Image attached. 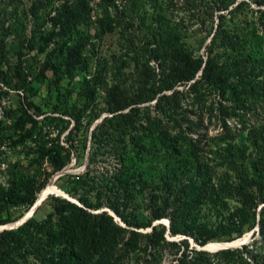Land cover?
<instances>
[{"label":"rangeland","instance_id":"obj_1","mask_svg":"<svg viewBox=\"0 0 264 264\" xmlns=\"http://www.w3.org/2000/svg\"><path fill=\"white\" fill-rule=\"evenodd\" d=\"M205 1L208 0H0V71L11 82L6 85L1 75L0 197L10 194L23 197L17 206L0 210V220L17 218L12 223L0 225V229L10 226L15 229L31 214L35 205H38L36 216L44 217L51 211L49 204L54 196L94 215L106 211L119 228L149 233L151 222H161L169 240L186 238L192 247L210 254L233 252L232 255L212 257L214 264H264V236L259 233L258 226L252 231L245 230L235 240L246 238L237 248L220 247L231 242H227L230 238L227 223L217 216V211H233L235 201L198 204L192 199L193 202L186 206L173 184L168 211L173 213L180 230L175 235L168 234V217L152 221L154 208L165 209L167 214L166 196L162 193L167 186L158 172H167V168L177 166L181 159L175 154L176 147H167V101H157L161 96H167V51L190 52L206 60L205 45L210 42L219 15L230 17L229 12L241 2L246 4L242 9L249 12L245 21L249 23L259 15L252 0H219L222 10L212 14L205 10ZM260 8L264 9V5ZM238 19L244 20L238 17L234 21ZM241 24L245 25L244 22ZM78 58L82 64H77L73 77H70L68 67ZM249 73L253 74L252 69ZM19 78L17 89L15 82ZM259 79L264 81V75ZM142 98L147 101H141ZM243 99L246 100L244 114L252 119H264V91L261 95L251 94L250 98ZM111 100L131 104L117 113L122 117L104 125L116 130V135L109 136L113 141L111 144L117 142L127 151H137L135 146L139 141L147 146L145 156L148 160L140 164L149 184L146 191L139 188L142 185L138 186L140 180L137 176L131 182L136 189L126 193L121 190V175L113 182L114 192L111 183L107 184V179L115 175L120 163L104 147H99V138H95L99 129H94L103 119L112 116L107 112V103ZM219 102L227 105L222 99ZM73 107L81 114L79 124L68 116H63L64 122L58 125L46 118L56 108L62 113ZM132 108L133 112L130 111ZM51 116L62 117V114ZM150 116L153 117L151 122L154 119L161 121L165 132L160 137L149 131ZM30 118L37 124L28 123ZM237 120L231 117L229 123L236 125ZM132 122L134 129L130 128ZM217 133L213 121L205 116L204 126L189 136L214 137ZM40 137L58 141L64 156L61 163L48 159L50 153H40ZM181 150L183 153L185 149ZM210 151L205 148L198 153L192 152L190 160L193 162L196 155H200L207 156L213 166L220 164L221 158L214 154V150L213 153ZM89 171L90 177L95 178L87 181L90 192L86 191V195L85 188L77 185L75 180ZM50 185L59 192L48 193L41 202ZM192 187L197 188L198 184ZM97 190L105 194L101 206H97L100 203ZM150 191L152 200L146 197ZM109 195L116 200H119L116 195H125L129 200L126 209L121 208V214L107 204ZM81 199H87L96 207L85 206ZM187 209L193 215L191 222H186L182 216L180 219ZM55 219H59L61 225L66 223L65 219ZM125 219L131 226L125 223ZM71 220L69 217V222ZM253 231L254 237L251 236ZM117 232L131 236L121 230ZM203 241L208 243L202 246ZM244 246L253 250L254 257H239L237 252L243 251ZM131 257L116 264H149ZM95 259L99 261L102 256L97 255ZM160 264L172 262L165 257Z\"/></svg>","mask_w":264,"mask_h":264},{"label":"trees","instance_id":"obj_2","mask_svg":"<svg viewBox=\"0 0 264 264\" xmlns=\"http://www.w3.org/2000/svg\"><path fill=\"white\" fill-rule=\"evenodd\" d=\"M252 2L257 6L255 12L259 15L249 23L245 21L249 12L242 9L246 5L244 2L237 4L229 12L230 17L219 15V21L210 34L212 36L210 42L205 45L206 60L195 57L190 52L167 51V96H161L157 101L160 102L162 99L167 101V147H176L175 154L180 155L181 159L177 166L167 168V172H158L167 186V190L162 191L166 196L167 214L165 209L158 208H154L151 214L152 221L163 217L170 219L169 235H175L180 230L173 213L168 211L171 199L169 193L175 184L177 195L184 200L186 206L193 200L198 204L211 202L223 204L225 200L235 201L233 211L229 212L227 209L217 211V216L227 223L226 226L230 230L227 242L235 241L245 230L252 231L256 226L259 227V233L264 236V119H252L242 112L246 111L244 106L246 100L243 98L246 96L250 98L251 94L261 95L264 91V81L259 79L264 75V9L260 8L264 5V0ZM204 4L205 10L210 14L222 10L220 6L222 3L219 0H208ZM238 17L244 20L238 19L235 22ZM243 22L245 25L241 24ZM76 60L68 67L67 75L70 77H73L77 64H82L80 58ZM1 62L2 60L0 68ZM250 69L253 74L249 73ZM1 75L4 78L3 82L9 86L11 82L7 76L0 71V78ZM19 82L20 78L15 82L17 89ZM145 98L141 101H147ZM217 99L224 100L227 105H223ZM130 105L124 101H109L107 112L112 116L106 118L107 122L103 119L94 129V131L99 129L95 132V138H99V147H104L103 149L120 163L115 175L107 179V184L111 183L113 192L115 189L113 182L118 181L120 175L123 179L120 188L124 193L136 189V186L131 185L134 176L139 177L138 186L142 185L139 187L142 191L149 188L144 169L140 165L142 161L148 160L145 156L147 152L145 143L139 141L135 146L137 151H127L125 147L119 146V143L116 144L117 142L111 144L113 141L109 136L116 135V130L112 127L105 128L104 125L122 117L121 113H117ZM130 111L133 112V108ZM55 113L62 114V117L51 116ZM138 115L140 120V112ZM63 116L74 119L76 124H79L81 118L75 107L67 108L62 113L56 108L46 118L58 125L64 122ZM127 116L128 114L124 117ZM205 116L213 121L218 133L214 137H203L200 134L190 137V133L204 126ZM231 117L238 119L236 125L229 123ZM152 118V116L148 118L151 125L149 131L160 137L165 132L161 121L154 119L151 122ZM31 120L30 118L28 123L37 124ZM132 126L133 122L130 123V128L134 129ZM126 133L127 130L123 134ZM38 145L42 155L50 153L48 159L58 164L64 160L62 147L56 139L47 140L46 137H40ZM1 146L0 143V148ZM181 148L185 149L183 153L180 151ZM205 148L210 149L211 153L214 150V154L221 158V163L213 166L207 156L200 155H196L197 159L193 162L190 160L193 158L192 152L198 153ZM90 175L89 171L75 180L77 185L81 184L85 188L83 189L85 192H90L87 181L95 178ZM193 184H198V187H192ZM95 192L100 200L97 206L103 205L105 194L102 190ZM146 197L152 200V192H148ZM116 198L119 200L109 195L106 201H109L107 204L117 214H121V208L126 209L129 200L125 195L124 197L116 195ZM22 199L19 194L0 197V210L6 206H17ZM51 200L49 204L51 211L44 217H37L36 210L32 217L19 227L0 232V264H116L117 261L133 258L131 255L137 257L138 262L149 264H160L165 257H169L172 264H214L212 257L233 254L229 250L215 254L198 250L192 247L186 238L169 240L163 224L153 225L151 222L149 233L126 230L119 228L106 211L94 215L83 207L60 201L54 196ZM81 200L85 206L96 207L89 204L87 199ZM181 216L186 222H191L193 217L189 209L183 211L180 219ZM56 217L65 219L66 223L59 224ZM69 217L72 218L71 222ZM16 220L17 218L0 220V225ZM125 223L131 226L128 219H125ZM136 226L139 229V225ZM119 230L131 236L119 235L117 232ZM207 243L208 241H203L201 245ZM243 249L237 252L241 259L254 257L253 250L248 249V246H244ZM97 255L102 256V259L99 261L95 259Z\"/></svg>","mask_w":264,"mask_h":264},{"label":"bare ground","instance_id":"obj_3","mask_svg":"<svg viewBox=\"0 0 264 264\" xmlns=\"http://www.w3.org/2000/svg\"><path fill=\"white\" fill-rule=\"evenodd\" d=\"M51 192H59V191H57L56 188H55L54 186L50 185V186L47 188L46 192L42 195L40 201L42 202V198H43L45 195H47L48 193H51ZM245 240H246V238H244V239H239V240H237V241H233V242H231V243L223 244V245H221L220 247H223V248H225V249H226V248H229V247H231V248L238 247V246L241 245ZM216 248H217V247H216Z\"/></svg>","mask_w":264,"mask_h":264},{"label":"water","instance_id":"obj_4","mask_svg":"<svg viewBox=\"0 0 264 264\" xmlns=\"http://www.w3.org/2000/svg\"><path fill=\"white\" fill-rule=\"evenodd\" d=\"M37 206H38V205H35V206L33 207L31 214H30L26 219L22 220V221L19 223V225H18L17 227H19V226L22 225L24 222H26L30 217H32V215L34 214V212H35L36 209H37ZM157 224H161V222L155 223V224H153V225H157ZM17 227H15V228H17ZM10 229H14V227H12V226H10V227H3V228L0 229V232H2L3 230H10ZM150 231H151V230H150ZM253 233H254V231L251 233V236L253 235ZM244 244H245V243H244ZM229 248H231V247H229ZM235 248H237V247H235ZM226 249H228V248H226Z\"/></svg>","mask_w":264,"mask_h":264}]
</instances>
